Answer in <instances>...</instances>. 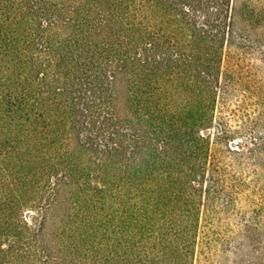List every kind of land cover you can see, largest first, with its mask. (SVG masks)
Returning <instances> with one entry per match:
<instances>
[{"label": "trees", "instance_id": "16d2710c", "mask_svg": "<svg viewBox=\"0 0 264 264\" xmlns=\"http://www.w3.org/2000/svg\"><path fill=\"white\" fill-rule=\"evenodd\" d=\"M0 264H264V0H0Z\"/></svg>", "mask_w": 264, "mask_h": 264}, {"label": "rangeland", "instance_id": "374dc122", "mask_svg": "<svg viewBox=\"0 0 264 264\" xmlns=\"http://www.w3.org/2000/svg\"><path fill=\"white\" fill-rule=\"evenodd\" d=\"M119 100L122 101V98L120 97Z\"/></svg>", "mask_w": 264, "mask_h": 264}, {"label": "water", "instance_id": "95a60500", "mask_svg": "<svg viewBox=\"0 0 264 264\" xmlns=\"http://www.w3.org/2000/svg\"><path fill=\"white\" fill-rule=\"evenodd\" d=\"M232 144L234 145V144H235V142H232Z\"/></svg>", "mask_w": 264, "mask_h": 264}]
</instances>
